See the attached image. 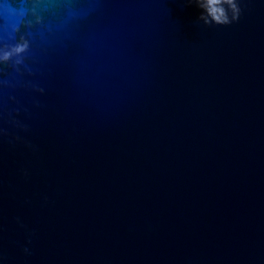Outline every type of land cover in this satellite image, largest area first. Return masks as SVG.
Here are the masks:
<instances>
[{"label": "water", "instance_id": "water-1", "mask_svg": "<svg viewBox=\"0 0 264 264\" xmlns=\"http://www.w3.org/2000/svg\"><path fill=\"white\" fill-rule=\"evenodd\" d=\"M236 3L0 0V56L27 44L0 59V264H264V0Z\"/></svg>", "mask_w": 264, "mask_h": 264}, {"label": "clouds", "instance_id": "clouds-1", "mask_svg": "<svg viewBox=\"0 0 264 264\" xmlns=\"http://www.w3.org/2000/svg\"><path fill=\"white\" fill-rule=\"evenodd\" d=\"M196 2L202 9H204L207 17L210 18L208 19L203 15L201 16V19H204L206 24L215 23L218 25H226L239 19L241 10L237 5L236 0H196ZM225 4L228 5V8L232 12L231 19L229 18L227 10L224 7ZM26 48V43L20 44L16 46L11 52H5L3 56H0V59L7 61L14 53H22Z\"/></svg>", "mask_w": 264, "mask_h": 264}]
</instances>
